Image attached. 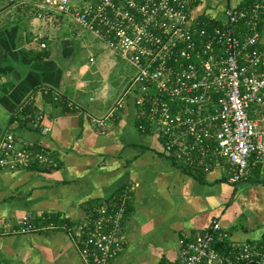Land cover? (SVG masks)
Returning a JSON list of instances; mask_svg holds the SVG:
<instances>
[{
    "label": "crops",
    "instance_id": "1",
    "mask_svg": "<svg viewBox=\"0 0 264 264\" xmlns=\"http://www.w3.org/2000/svg\"><path fill=\"white\" fill-rule=\"evenodd\" d=\"M43 1L0 0V138L10 129L54 163L0 169V264H83L71 235L53 219L74 225L124 190L122 250L111 264H179L182 238L214 221L232 246L264 249V160L251 157L238 183L229 160L207 172L192 169L167 154L158 135L139 128L131 97L107 127L95 126L91 118L105 116L126 88L118 78L125 68L106 42L71 16L41 9ZM255 1L200 0L195 14L222 20L226 6ZM24 217L33 231L22 230Z\"/></svg>",
    "mask_w": 264,
    "mask_h": 264
},
{
    "label": "built area",
    "instance_id": "2",
    "mask_svg": "<svg viewBox=\"0 0 264 264\" xmlns=\"http://www.w3.org/2000/svg\"><path fill=\"white\" fill-rule=\"evenodd\" d=\"M199 2L45 0L40 8L71 16L134 71L116 105L91 118L95 126L107 127L131 97L139 128L158 135L167 154L203 172L229 160L231 181L238 183L247 176L251 157L264 160V0L226 6L222 20L197 16ZM30 146L6 129L0 168L16 172L34 163L54 165L46 150ZM128 205L124 190L112 205L100 204L80 222L60 226L84 264H111L120 254ZM22 230H34L28 217ZM228 236L214 221L193 239L182 238L179 264H264L262 246H232Z\"/></svg>",
    "mask_w": 264,
    "mask_h": 264
},
{
    "label": "trees",
    "instance_id": "3",
    "mask_svg": "<svg viewBox=\"0 0 264 264\" xmlns=\"http://www.w3.org/2000/svg\"><path fill=\"white\" fill-rule=\"evenodd\" d=\"M251 2H249V3H246V5H249ZM240 8V7H239ZM263 18H264V12H263ZM206 20V19H205ZM209 20V19H208ZM46 94V93H45ZM51 94H54V92L53 91H48L47 92V94L46 95H51ZM29 101L30 100H28V101H25V103H24V105H27L28 106V104H29ZM27 106H24V108H22L24 111H26V108H27ZM71 109H73V108H71ZM23 120H25V119H23ZM26 121V123H28L29 121H30V118L29 119H27V120H25ZM11 123H12V120L9 122V125H11ZM1 169V168H0ZM2 170H5V169H2ZM116 199H117V196H116V198L113 200V202L112 203H102V204H109V205H112L115 201H116ZM100 205V204H99ZM53 221H54V223H55V225H60L61 226V224H64L65 222H60V221H58L57 219H56V221L53 219ZM66 224L68 225V226H71L72 225V223H67L66 222ZM59 226V227H60ZM217 248L218 249H222V246H219V245H217ZM79 254V253H78ZM80 256V255H79ZM80 258H81V256H80ZM81 261H82V263L84 264V262H83V260H82V258H81Z\"/></svg>",
    "mask_w": 264,
    "mask_h": 264
},
{
    "label": "rangeland",
    "instance_id": "4",
    "mask_svg": "<svg viewBox=\"0 0 264 264\" xmlns=\"http://www.w3.org/2000/svg\"><path fill=\"white\" fill-rule=\"evenodd\" d=\"M121 63H122V66L125 69L124 70L123 69L121 70V74L122 75L119 74V77L118 78L121 79L123 77V79H126V84H127V82L129 81V78L132 76V74H133L134 71H133V69L131 68V66L128 63L127 64L125 62H121Z\"/></svg>",
    "mask_w": 264,
    "mask_h": 264
},
{
    "label": "water",
    "instance_id": "5",
    "mask_svg": "<svg viewBox=\"0 0 264 264\" xmlns=\"http://www.w3.org/2000/svg\"><path fill=\"white\" fill-rule=\"evenodd\" d=\"M248 264H262V263H258V262H250Z\"/></svg>",
    "mask_w": 264,
    "mask_h": 264
}]
</instances>
